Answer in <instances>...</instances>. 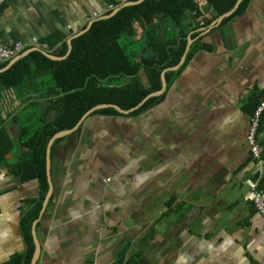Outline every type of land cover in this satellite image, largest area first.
Here are the masks:
<instances>
[{"label": "crops", "instance_id": "1", "mask_svg": "<svg viewBox=\"0 0 264 264\" xmlns=\"http://www.w3.org/2000/svg\"><path fill=\"white\" fill-rule=\"evenodd\" d=\"M127 1L0 0V44L65 59L78 31ZM196 1L202 15L184 14L187 42L198 44L171 83L139 115L83 113L53 139L44 194L37 180L19 182L7 166L25 149L16 146L20 128L28 133L55 117L57 94L41 96L53 86L44 73L19 99L0 91L13 143L0 163V264H264V217L252 205L255 166L245 142L264 100V0H248L225 21L231 12L216 20L207 0ZM145 26L125 39L135 52ZM258 140L264 147V113ZM258 188L264 196V175ZM33 234L39 249L31 263Z\"/></svg>", "mask_w": 264, "mask_h": 264}, {"label": "trees", "instance_id": "2", "mask_svg": "<svg viewBox=\"0 0 264 264\" xmlns=\"http://www.w3.org/2000/svg\"><path fill=\"white\" fill-rule=\"evenodd\" d=\"M136 1V0H129ZM248 0H240L237 7L222 21L239 14ZM235 0H207V3L221 15L228 11ZM193 12V18L202 15L196 0H141L131 5L122 6L112 16L92 22L82 33L71 39V51L61 61H52L38 52H30L15 61L8 69L0 73V91L10 88L19 99L29 94L30 79L36 74L49 76L53 85L42 97L57 94L58 107L55 117L35 126L25 133L20 128L17 134V147L25 149L15 157V162L8 167V173L19 182L35 179L46 189L44 150L49 137L59 131L72 128L79 117L97 105H115L124 111L137 106L149 93L161 88L160 74L163 70L175 67L187 44V35L192 29L187 22L184 10ZM111 10L107 11V14ZM212 18H204L201 25L207 26ZM146 25L138 40L137 52L129 48L131 41L125 39L135 33V26ZM198 32H192L195 37ZM198 40L191 44L182 66L176 71L165 73L167 85L172 77L185 65L193 54ZM56 53L62 57L66 52ZM149 56H144V54ZM0 64V69L5 66ZM143 73L145 83L139 80ZM127 80L125 85H112L115 80ZM156 97L148 98L139 108L129 115H139L152 104ZM21 100V99H20ZM52 105V103L50 104ZM1 109V107H0ZM93 113L119 114L113 108L95 110ZM4 120L0 117V163L12 148V141L5 133ZM25 130V129H24ZM40 197L27 212L36 215ZM32 246L27 252L30 258Z\"/></svg>", "mask_w": 264, "mask_h": 264}, {"label": "built area", "instance_id": "3", "mask_svg": "<svg viewBox=\"0 0 264 264\" xmlns=\"http://www.w3.org/2000/svg\"><path fill=\"white\" fill-rule=\"evenodd\" d=\"M20 51V45L14 43L13 45L0 44V64L5 63L15 54ZM9 95L4 93L3 101L9 102ZM264 113V100L261 101L253 109L249 120L247 131L245 135V142L248 147V154L250 161L255 166V177L251 181V199L252 205L256 212L264 217V196L259 190V183L264 175V147L258 140V127L260 125V118Z\"/></svg>", "mask_w": 264, "mask_h": 264}, {"label": "water", "instance_id": "4", "mask_svg": "<svg viewBox=\"0 0 264 264\" xmlns=\"http://www.w3.org/2000/svg\"><path fill=\"white\" fill-rule=\"evenodd\" d=\"M141 0H136V1H127L125 2L122 6H126V5H131L133 3H137ZM240 2V0H235L233 6L231 7V9H229L228 11L222 13L221 15L218 16V18L216 20H220L223 16H226L228 15L230 12H232L238 5V3ZM119 8H115L113 9L110 13L106 14V15H102L101 17H99L100 19L101 18H108L110 16H112ZM86 28V27H85ZM84 29L78 31L73 37L77 36L78 34L84 32ZM190 43H191V39L189 38L188 39V42L186 44V47H185V52L183 53L179 63L175 66V67H171V68H167L165 70L162 71L161 75H160V80H161V90H159L158 92H154V93H150L148 94L137 106L131 108L130 110L128 111H124L122 109H120L119 107L115 106V105H98V106H95L93 108H91L90 110H88L87 112H85V114H88L90 112H93L94 110H97V109H100V108H113L115 109L117 112H119L120 114H128L132 111H135L137 108H139L145 101H147L148 98L152 97V96H159L160 94H162V92L166 89V79H165V73L167 71H174V70H177L180 65H182L184 59H185V56L188 52V49H189V46H190ZM71 49V40L68 41V53ZM33 51V48H29V49H25L24 52H22L21 54L13 57L12 59H10L7 64L2 68L0 69V73L4 72L6 69H8L15 61H17L18 59L24 57L26 54H28L29 52ZM41 54H43L46 58L50 59V60H62L64 59L63 57L62 58H57V57H53V56H50V55H47V54H44L42 52H40ZM83 114V115H85ZM79 120V119H78ZM77 120V122H78ZM76 122V125L79 123ZM75 125V127H76ZM75 127L71 128V129H65V130H60L58 132H56L55 134H52V136L48 139L47 143H46V146H45V150H44V164H45V175H46V178H48V168H49V147H50V144H51V141L61 135H64V134H67L69 133L70 131H72ZM49 183V181H48ZM48 192L46 193V196H47ZM32 241H33V252H32V259H31V263H33V260H35V257L37 256L38 254V249H39V244L33 234L32 236Z\"/></svg>", "mask_w": 264, "mask_h": 264}, {"label": "rangeland", "instance_id": "5", "mask_svg": "<svg viewBox=\"0 0 264 264\" xmlns=\"http://www.w3.org/2000/svg\"><path fill=\"white\" fill-rule=\"evenodd\" d=\"M139 78H140V77H139ZM142 79H143V76H141V81H142ZM43 81H44L45 83L51 84V82H50V80H49V76H47V74L43 76ZM124 81H127V80L124 79Z\"/></svg>", "mask_w": 264, "mask_h": 264}, {"label": "bare ground", "instance_id": "6", "mask_svg": "<svg viewBox=\"0 0 264 264\" xmlns=\"http://www.w3.org/2000/svg\"><path fill=\"white\" fill-rule=\"evenodd\" d=\"M19 44V43H18ZM20 45V44H19ZM21 48H22V46L20 45V51H21ZM20 51L17 53V54H15L13 57H15V56H17V55H19V53H20ZM30 53V52H29ZM21 54V53H20ZM27 55V54H26ZM259 128V127H258Z\"/></svg>", "mask_w": 264, "mask_h": 264}]
</instances>
